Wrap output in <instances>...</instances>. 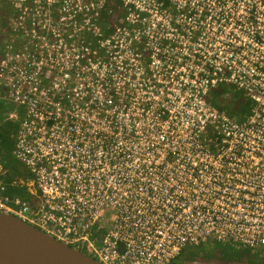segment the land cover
<instances>
[{
  "label": "built area",
  "instance_id": "obj_1",
  "mask_svg": "<svg viewBox=\"0 0 264 264\" xmlns=\"http://www.w3.org/2000/svg\"><path fill=\"white\" fill-rule=\"evenodd\" d=\"M0 99V212L103 264L264 247V0H0Z\"/></svg>",
  "mask_w": 264,
  "mask_h": 264
},
{
  "label": "water",
  "instance_id": "obj_2",
  "mask_svg": "<svg viewBox=\"0 0 264 264\" xmlns=\"http://www.w3.org/2000/svg\"><path fill=\"white\" fill-rule=\"evenodd\" d=\"M0 264H103L34 225L0 212Z\"/></svg>",
  "mask_w": 264,
  "mask_h": 264
},
{
  "label": "trees",
  "instance_id": "obj_3",
  "mask_svg": "<svg viewBox=\"0 0 264 264\" xmlns=\"http://www.w3.org/2000/svg\"><path fill=\"white\" fill-rule=\"evenodd\" d=\"M232 93L239 95V102H233ZM213 103L221 110L230 113L231 115L245 118L252 112L253 104L246 95L245 91L239 90L234 86L221 85L219 90L214 94ZM226 104V101H229ZM237 103H241V107L237 106ZM5 110L0 108V157H3L6 164H9V154L14 146L12 140L13 125L6 123L5 126L2 124V117H4ZM11 165V164H10ZM11 177L13 179L17 175H21V172L15 165H11ZM12 193L20 194L24 197H29V193L24 187L10 188ZM246 249L251 250L252 253L259 255L258 257L264 256V247H258L256 249H249L245 246L238 245L232 241L218 242L216 240H210L206 243L189 246L187 247L176 259L173 260L172 264H186L184 262L185 255L189 258H195L197 256H219L228 260L245 259L243 255H246ZM257 250V251H255ZM250 253V252H249ZM252 255V254H248Z\"/></svg>",
  "mask_w": 264,
  "mask_h": 264
},
{
  "label": "rangeland",
  "instance_id": "obj_4",
  "mask_svg": "<svg viewBox=\"0 0 264 264\" xmlns=\"http://www.w3.org/2000/svg\"><path fill=\"white\" fill-rule=\"evenodd\" d=\"M232 98H233V102L234 101L239 102V100H238L239 95L238 94L232 93ZM228 102H230V100L226 101V104H228ZM236 105L240 106L241 103H237ZM0 108H2V106H0ZM4 108L6 109L5 106H4ZM8 115H9V111L7 110L4 113V117H2L3 119H2L1 125L5 126V124H6L5 118H7ZM9 156H10V154H9ZM9 163L11 165H15L13 158L9 159ZM246 250H247L246 255H243L245 257V259L228 260L225 258H221L219 256H205V255L197 256L195 258H189L185 255L184 262L186 264H264V256L258 257L259 255L252 253L251 250L250 251L248 249H246ZM255 251H257V250H255ZM248 254H252V255H248Z\"/></svg>",
  "mask_w": 264,
  "mask_h": 264
},
{
  "label": "crops",
  "instance_id": "obj_5",
  "mask_svg": "<svg viewBox=\"0 0 264 264\" xmlns=\"http://www.w3.org/2000/svg\"><path fill=\"white\" fill-rule=\"evenodd\" d=\"M6 123H8V124H12L13 125V133H12V140H13V143H14V138H15V134H16V123H11V122H7V121H5Z\"/></svg>",
  "mask_w": 264,
  "mask_h": 264
}]
</instances>
